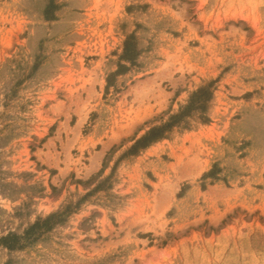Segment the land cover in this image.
I'll return each mask as SVG.
<instances>
[{
  "label": "rangeland",
  "instance_id": "obj_1",
  "mask_svg": "<svg viewBox=\"0 0 264 264\" xmlns=\"http://www.w3.org/2000/svg\"><path fill=\"white\" fill-rule=\"evenodd\" d=\"M0 264H264V0H0Z\"/></svg>",
  "mask_w": 264,
  "mask_h": 264
},
{
  "label": "trees",
  "instance_id": "obj_2",
  "mask_svg": "<svg viewBox=\"0 0 264 264\" xmlns=\"http://www.w3.org/2000/svg\"><path fill=\"white\" fill-rule=\"evenodd\" d=\"M207 93H209V92L206 89H201L195 94V97L200 98L204 95H207ZM197 98H195V99H197ZM167 126H169V125H167ZM167 126H161L158 128L151 129L145 136H143L141 139H139L137 141V143L135 144V147H137V146L147 147L152 142L164 137L165 136L164 131H165ZM53 216H55V215H52V216L46 218L45 221L46 222L49 221L51 219V217H53ZM38 225H39V223H37V226Z\"/></svg>",
  "mask_w": 264,
  "mask_h": 264
}]
</instances>
